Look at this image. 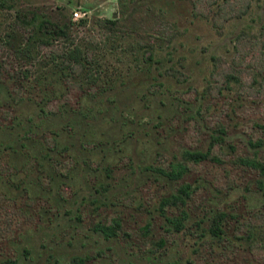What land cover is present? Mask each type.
Instances as JSON below:
<instances>
[{
  "label": "rangeland",
  "instance_id": "obj_1",
  "mask_svg": "<svg viewBox=\"0 0 264 264\" xmlns=\"http://www.w3.org/2000/svg\"><path fill=\"white\" fill-rule=\"evenodd\" d=\"M119 1L0 0V264H264V0L224 23L179 0H125L141 8L125 47H156L162 64L117 52L96 84L66 83L51 50L28 43L43 19L101 38L93 22L119 18Z\"/></svg>",
  "mask_w": 264,
  "mask_h": 264
},
{
  "label": "trees",
  "instance_id": "obj_2",
  "mask_svg": "<svg viewBox=\"0 0 264 264\" xmlns=\"http://www.w3.org/2000/svg\"><path fill=\"white\" fill-rule=\"evenodd\" d=\"M251 0H242L245 8L241 11L242 14L238 16H233L227 10H224L225 5L227 4V0H179V2H187L191 8V16L200 20H208L209 16L214 14L218 17L217 22L224 23L232 18H239L245 15L244 13L249 11ZM130 2L119 1V18L114 20H96L93 22V28L98 32L104 34L101 38H96L93 36H85V38H80L78 35H75V30H72V27L84 26L86 23L80 20L77 24H73L68 22V24H64L63 26H59L57 24L52 23L47 19L41 20L35 28L32 37L28 38L29 45L36 46L37 48L46 49L49 48L51 50L52 62H49V65L52 63L55 65V70H57L60 78H63L66 83L73 80L74 83H92L96 84L101 79H106L109 76V73L113 71L115 66L123 64V58L117 57L118 53H126L128 49H133L134 52L140 54L142 58L140 65H147L151 67V64H162V58L158 57L156 52V47L146 48L139 46L138 42H134L127 47H125V42L127 38H132L126 29V23L130 18H132L135 14L139 12L141 8L132 9L128 6ZM131 9V11H129ZM145 17L148 19V23L150 21L158 19L154 14L150 12L149 9L144 10ZM208 11V12H207ZM211 11V12H210ZM131 14V15H130ZM211 15V16H212ZM212 16V21L214 18ZM160 20V19H159ZM262 24L264 23V15L259 18ZM153 26V25H152ZM96 31V32H97ZM245 38V34L242 33L241 37L238 38V41ZM57 39H60L64 43L63 49H54L53 42ZM77 40V42H76ZM144 48V49H142ZM132 52V51H131ZM169 56L170 54L167 53ZM131 61H125L128 64H134L135 66L139 64V60L135 58ZM57 60V61H55ZM212 65L215 68L219 69L222 67L224 69V61L219 57H211ZM223 62V63H222ZM223 65V66H222ZM173 68L167 70L168 74L173 73ZM149 70V69H148ZM227 74V73H224ZM226 79L228 82H232L235 84H239L240 78L234 75H227ZM253 81L255 83V76L253 77ZM54 142V140H53ZM55 143V142H54ZM53 145V144H52ZM259 145V144H257ZM186 158L192 162H200L207 158L206 154H202L199 152H187ZM187 171V168L182 165H178L171 169L167 176L173 180L180 179L183 174ZM260 188L264 193V185L260 183ZM182 196H177L173 198L174 201H178L180 203H184L185 198L189 196L188 187H184L181 190ZM224 217L222 215L214 216L212 220L211 230L210 232L214 236H219L222 234L221 225ZM174 227L182 228V223L180 221H173ZM100 230L106 235H112L114 232L109 227L100 228ZM71 264H85V261L82 258H76L72 261Z\"/></svg>",
  "mask_w": 264,
  "mask_h": 264
},
{
  "label": "built area",
  "instance_id": "obj_3",
  "mask_svg": "<svg viewBox=\"0 0 264 264\" xmlns=\"http://www.w3.org/2000/svg\"><path fill=\"white\" fill-rule=\"evenodd\" d=\"M73 17V20H77L78 18L82 19L83 14H81L80 12H74Z\"/></svg>",
  "mask_w": 264,
  "mask_h": 264
}]
</instances>
